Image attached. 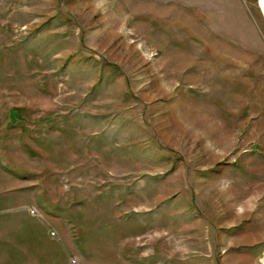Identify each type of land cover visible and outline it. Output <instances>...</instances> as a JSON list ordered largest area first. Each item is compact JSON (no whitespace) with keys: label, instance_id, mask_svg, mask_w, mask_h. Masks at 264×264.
Listing matches in <instances>:
<instances>
[{"label":"rangeland","instance_id":"obj_1","mask_svg":"<svg viewBox=\"0 0 264 264\" xmlns=\"http://www.w3.org/2000/svg\"><path fill=\"white\" fill-rule=\"evenodd\" d=\"M0 184L23 264H264V0H0Z\"/></svg>","mask_w":264,"mask_h":264},{"label":"crops","instance_id":"obj_2","mask_svg":"<svg viewBox=\"0 0 264 264\" xmlns=\"http://www.w3.org/2000/svg\"><path fill=\"white\" fill-rule=\"evenodd\" d=\"M17 187L0 184V264H23L25 201Z\"/></svg>","mask_w":264,"mask_h":264}]
</instances>
